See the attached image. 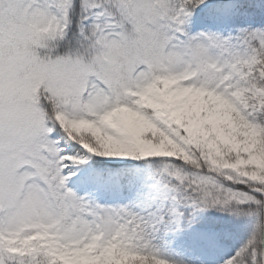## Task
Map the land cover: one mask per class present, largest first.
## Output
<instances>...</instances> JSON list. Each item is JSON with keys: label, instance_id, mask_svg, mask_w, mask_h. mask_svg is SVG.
<instances>
[{"label": "snow or ice", "instance_id": "6c2138e0", "mask_svg": "<svg viewBox=\"0 0 264 264\" xmlns=\"http://www.w3.org/2000/svg\"><path fill=\"white\" fill-rule=\"evenodd\" d=\"M0 264H264V0H0Z\"/></svg>", "mask_w": 264, "mask_h": 264}, {"label": "trees", "instance_id": "16d2710c", "mask_svg": "<svg viewBox=\"0 0 264 264\" xmlns=\"http://www.w3.org/2000/svg\"><path fill=\"white\" fill-rule=\"evenodd\" d=\"M214 215L217 218V221H215L214 217L209 216V222H210L209 226L210 227L220 229V230H231V231H234V232H237V233L243 235V237H244L243 232L238 230L237 228H235V226L228 220L227 217H223V216H220L218 214H214Z\"/></svg>", "mask_w": 264, "mask_h": 264}, {"label": "rangeland", "instance_id": "374dc122", "mask_svg": "<svg viewBox=\"0 0 264 264\" xmlns=\"http://www.w3.org/2000/svg\"><path fill=\"white\" fill-rule=\"evenodd\" d=\"M209 216L210 217H214L215 218V221H217V218L215 217L214 214H210ZM243 239H244L243 235H241V234H239V233L236 232V237H235V239L233 240L232 243L234 245L238 246L240 243H242Z\"/></svg>", "mask_w": 264, "mask_h": 264}]
</instances>
